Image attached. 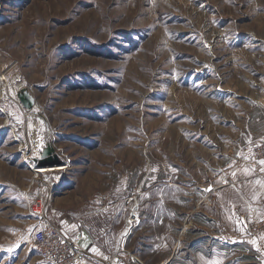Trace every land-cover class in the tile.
<instances>
[{
	"label": "rangeland",
	"instance_id": "374dc122",
	"mask_svg": "<svg viewBox=\"0 0 264 264\" xmlns=\"http://www.w3.org/2000/svg\"><path fill=\"white\" fill-rule=\"evenodd\" d=\"M253 129L264 0H0V264H51L34 230L111 204L166 216L169 264H264V206L227 208L210 245L184 211L200 166L241 156ZM37 143L67 167L35 172Z\"/></svg>",
	"mask_w": 264,
	"mask_h": 264
},
{
	"label": "crops",
	"instance_id": "0c3cea01",
	"mask_svg": "<svg viewBox=\"0 0 264 264\" xmlns=\"http://www.w3.org/2000/svg\"><path fill=\"white\" fill-rule=\"evenodd\" d=\"M251 132L253 139L241 146V156L232 157L227 164L218 159L207 162L199 168L198 181L190 182L184 211L188 218L187 233L197 225L199 234L193 244L200 240H207L208 245L224 241L229 233L227 208H232L234 213L238 207L264 206V171L261 170L264 166L259 164L264 160L259 154L264 146V132L258 129ZM209 188L212 190L208 191ZM156 209L154 213L140 214L134 223L127 206L111 204L105 215L76 218L72 223L64 220L66 225L62 228L69 236L82 237L81 245L88 254L81 264H169L176 255L179 237L172 240V251L166 257L163 234L166 216ZM174 215L178 218L172 212L167 216ZM170 231L174 234L171 228ZM92 248L98 251L93 252Z\"/></svg>",
	"mask_w": 264,
	"mask_h": 264
},
{
	"label": "built area",
	"instance_id": "2783aa9c",
	"mask_svg": "<svg viewBox=\"0 0 264 264\" xmlns=\"http://www.w3.org/2000/svg\"><path fill=\"white\" fill-rule=\"evenodd\" d=\"M259 154L264 157V146L260 148ZM46 206L47 202L40 199L33 208L39 215H43ZM139 217L138 208L133 209L131 220L135 223ZM33 238L51 264H81L83 257L88 254L81 245V236H69L53 222H48L44 227H37L33 232Z\"/></svg>",
	"mask_w": 264,
	"mask_h": 264
},
{
	"label": "bare ground",
	"instance_id": "6f19581e",
	"mask_svg": "<svg viewBox=\"0 0 264 264\" xmlns=\"http://www.w3.org/2000/svg\"><path fill=\"white\" fill-rule=\"evenodd\" d=\"M5 76H2L1 78H4ZM36 145H39V143L35 144V148H36ZM47 145V144H46ZM45 144H41L39 145V148H41L40 150L36 151L34 149V152H31L28 157L30 158L31 157V164L32 166L34 165L32 162L35 160L34 157L37 156L39 157L43 148L46 146ZM33 150V148H32ZM53 158H55V154L53 153ZM67 163H45V164H39V165H34L33 167L35 168V172H40L44 175V177L46 178L47 176H49L50 174H53V173H58L60 170L64 169L65 167H67Z\"/></svg>",
	"mask_w": 264,
	"mask_h": 264
},
{
	"label": "water",
	"instance_id": "95a60500",
	"mask_svg": "<svg viewBox=\"0 0 264 264\" xmlns=\"http://www.w3.org/2000/svg\"><path fill=\"white\" fill-rule=\"evenodd\" d=\"M20 97H21V101L23 102L24 105H26V107H32L33 103H34V96L29 92V91H23L20 93ZM54 148L48 144L43 148V151L41 153V156L37 157L35 156L34 159L37 161H40L42 164L45 163H56L53 161H57V155L55 158H53V152H54Z\"/></svg>",
	"mask_w": 264,
	"mask_h": 264
},
{
	"label": "snow or ice",
	"instance_id": "6c2138e0",
	"mask_svg": "<svg viewBox=\"0 0 264 264\" xmlns=\"http://www.w3.org/2000/svg\"><path fill=\"white\" fill-rule=\"evenodd\" d=\"M259 164L262 165V166H264V160L259 161ZM261 170L264 171V167H262ZM232 175L235 176V172H233ZM258 183H259V181H258ZM207 190L208 191H211L212 189L209 188ZM251 243L256 244L257 241L256 240H253V241H251ZM91 250L93 252H97L98 251L96 248H92ZM211 264H219V261H212Z\"/></svg>",
	"mask_w": 264,
	"mask_h": 264
}]
</instances>
